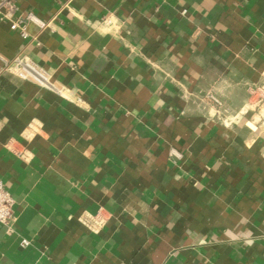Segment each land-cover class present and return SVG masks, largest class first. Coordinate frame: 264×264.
Wrapping results in <instances>:
<instances>
[{"label":"crops","instance_id":"obj_1","mask_svg":"<svg viewBox=\"0 0 264 264\" xmlns=\"http://www.w3.org/2000/svg\"><path fill=\"white\" fill-rule=\"evenodd\" d=\"M28 14L0 20V264H264V0ZM22 51L63 94L4 70Z\"/></svg>","mask_w":264,"mask_h":264},{"label":"built area","instance_id":"obj_2","mask_svg":"<svg viewBox=\"0 0 264 264\" xmlns=\"http://www.w3.org/2000/svg\"><path fill=\"white\" fill-rule=\"evenodd\" d=\"M17 2L18 0H0V20L11 19L12 29L18 30L21 36L27 40L29 37L27 25L29 23L38 24L40 27H44V24L34 14H28L26 17L13 20V14L17 10ZM4 70L15 74L22 81L31 82L40 88L53 91L59 95L63 94V88L58 82L53 80L46 70L26 56L23 51L12 60L7 61ZM252 94L256 98V104H261L264 108V84L255 88ZM211 99L215 104L220 105L217 99L214 97H211ZM14 204L12 195L0 180V224L7 225L14 219ZM22 245L28 246L29 242L23 240Z\"/></svg>","mask_w":264,"mask_h":264}]
</instances>
